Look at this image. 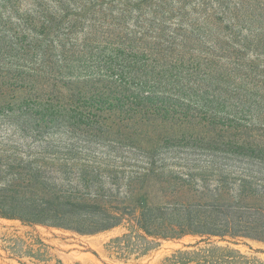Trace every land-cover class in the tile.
Listing matches in <instances>:
<instances>
[{"label": "rangeland", "instance_id": "374dc122", "mask_svg": "<svg viewBox=\"0 0 264 264\" xmlns=\"http://www.w3.org/2000/svg\"><path fill=\"white\" fill-rule=\"evenodd\" d=\"M7 147L53 176L69 157L148 175L135 194L155 205L264 207V0H0ZM128 233L0 217V264H264L257 240L185 235L141 253L137 238L113 244Z\"/></svg>", "mask_w": 264, "mask_h": 264}, {"label": "trees", "instance_id": "16d2710c", "mask_svg": "<svg viewBox=\"0 0 264 264\" xmlns=\"http://www.w3.org/2000/svg\"><path fill=\"white\" fill-rule=\"evenodd\" d=\"M72 160L57 158L51 163L53 176L47 172L50 166L31 161L25 152L0 149V217L80 235L125 225L129 233L116 238L113 244L137 238L143 241L141 253L156 247L158 240L180 239L185 235L264 243L262 206L223 203L202 207L167 201L155 205L148 202L147 192L139 190L135 194L140 184L146 185L148 175L135 173L124 179L113 170L110 177L108 169L100 165L79 164L74 160L70 163ZM139 169L144 174L152 171ZM140 195L147 200L139 199Z\"/></svg>", "mask_w": 264, "mask_h": 264}]
</instances>
